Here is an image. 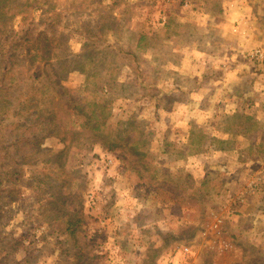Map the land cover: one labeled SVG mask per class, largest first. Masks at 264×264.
<instances>
[{
  "label": "rangeland",
  "instance_id": "374dc122",
  "mask_svg": "<svg viewBox=\"0 0 264 264\" xmlns=\"http://www.w3.org/2000/svg\"><path fill=\"white\" fill-rule=\"evenodd\" d=\"M4 4L0 264H264V0ZM47 54L119 149L56 100L48 135Z\"/></svg>",
  "mask_w": 264,
  "mask_h": 264
},
{
  "label": "trees",
  "instance_id": "16d2710c",
  "mask_svg": "<svg viewBox=\"0 0 264 264\" xmlns=\"http://www.w3.org/2000/svg\"><path fill=\"white\" fill-rule=\"evenodd\" d=\"M5 1L6 0L0 1V15L5 14V7H6L4 4ZM43 61H45V63L43 64V66L39 65L37 71L35 72V77L33 78V81L37 82L38 80H40L41 82L42 78L47 77L46 83L42 84V88H45L46 90L48 89V91L49 90L53 91L51 94L44 93L40 100L48 103V108L46 112H44V117L48 120L47 123L52 124L54 126L53 128H51L48 135L50 136L56 135L57 133L58 124L54 122L55 119L57 118V114L54 112L53 108H51V105L56 100L58 101L57 102L58 107H61V105L64 104L65 105L64 108L68 110V114L79 117L81 123L79 124L80 126L78 131L74 133L75 135L78 136L80 134L90 132L92 137L89 135V139L91 140L92 144H97V141H101V145H103V147H107L109 150L119 149L118 141L121 138L120 132H118L119 130H116V132L114 133V131L110 132V130L106 128L107 126L105 127L106 120L104 118V114L107 111V106H106L107 103L104 101L91 102L90 100L79 98L78 96L79 93H81V91L72 90L63 84V81L65 79V76L63 75V71L65 70L58 72L57 69L55 68V65L51 64V60H49L48 54L47 57L43 59ZM64 69L68 70V68L65 65H64ZM81 71L86 73L85 69H81ZM4 75L5 74H3V76ZM6 76L7 75H5L3 79H6ZM95 76L98 75L95 73L88 74L87 79H90ZM99 76H100L99 78L103 77L101 75ZM1 82H3V80H1ZM1 90L2 87L0 88V92ZM94 93L96 95L100 94L99 90L94 91ZM31 95L32 94H30V96L26 98L28 100L29 105H27L25 108H27L28 111H30V113L32 112L31 114L32 116L30 117L31 119L36 118L40 120L42 116L38 117V115L43 113L42 104H40V101H37L35 97L34 98L31 97ZM2 103H8V101L3 100ZM36 103H38L36 106H31ZM1 109L4 110L5 109L4 106L1 107ZM23 126H24L23 124L20 125V127ZM125 130L126 133L132 132L130 128H127ZM14 138L16 144L22 141L21 135L19 134L15 135ZM130 141L131 140H126L125 146L131 144ZM135 144L136 146L134 148L137 149V151L135 152V155L138 158L137 161L139 164L143 165V169H144L147 166L146 162L144 161V158L150 157L151 153L147 154L145 153V151H143L142 153L141 151L138 150L139 145L142 144L141 141H137L135 142ZM157 171L158 170L154 171V174Z\"/></svg>",
  "mask_w": 264,
  "mask_h": 264
}]
</instances>
